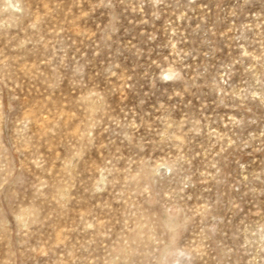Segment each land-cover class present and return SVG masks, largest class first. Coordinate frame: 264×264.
Listing matches in <instances>:
<instances>
[{
	"label": "rangeland",
	"instance_id": "1",
	"mask_svg": "<svg viewBox=\"0 0 264 264\" xmlns=\"http://www.w3.org/2000/svg\"><path fill=\"white\" fill-rule=\"evenodd\" d=\"M0 264H264V0H0Z\"/></svg>",
	"mask_w": 264,
	"mask_h": 264
}]
</instances>
